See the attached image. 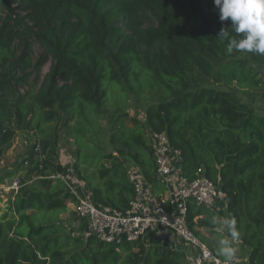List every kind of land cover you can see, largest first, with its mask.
<instances>
[{"label":"trees","instance_id":"trees-1","mask_svg":"<svg viewBox=\"0 0 264 264\" xmlns=\"http://www.w3.org/2000/svg\"><path fill=\"white\" fill-rule=\"evenodd\" d=\"M7 1L4 7L13 15ZM22 1L54 63L30 94L17 90L20 79L13 78L16 85L0 79V92L10 98L0 96L2 122L14 116L16 131L31 135L61 117L77 146L74 173L91 201L120 212L131 207L137 191L127 160L152 194L164 198L149 134L167 132L171 147L181 152L183 176H205L227 198L226 211L188 200V227L217 254L220 233L209 220L234 216L237 240L250 250L249 264H264V116L237 94H264V55L225 53L227 41L218 37L231 20L220 21L214 0ZM4 11L0 7V22ZM10 23L23 30H11ZM28 33L17 17H8L0 29V61L12 53L13 36L28 39ZM112 92L153 103L145 123L119 110L111 113L114 153L100 155L98 121L109 114ZM8 202V214L0 217V264H185L155 234L106 241L87 235L84 220H63L78 199L62 179L21 184Z\"/></svg>","mask_w":264,"mask_h":264},{"label":"rangeland","instance_id":"rangeland-1","mask_svg":"<svg viewBox=\"0 0 264 264\" xmlns=\"http://www.w3.org/2000/svg\"><path fill=\"white\" fill-rule=\"evenodd\" d=\"M5 4L12 10L13 15H10L0 0V7L5 10L1 16L0 29L8 17H17L29 28V38L13 36L12 53L8 58L0 61V79L16 85L17 82L13 79L16 77L20 79L19 85H16L17 90L22 95L30 94L38 84L45 81L54 61L42 50L37 37L41 33V28L38 22L32 19L31 11L23 6V1L8 0ZM9 27L13 31L23 30V27L14 23H10ZM38 66L40 69L37 71ZM25 67L27 69L23 71ZM237 94L242 101L253 105L258 114H264V94L259 90L251 89L246 93L237 90ZM0 96L10 102V98L3 92H0ZM152 103L151 100L139 99L133 94L123 97L117 92H112L106 107L109 114L98 121L99 133L104 137L100 155H106L112 150L110 137L113 125L110 123V114L119 110L118 112L128 113L145 123V111ZM61 120L62 118L59 117L58 122L44 125L41 132L22 135L16 131L14 116L9 122L3 123L0 114V217L9 212L8 200L15 195L10 189L13 181L21 180V184L38 185V180L53 178L59 168L64 169L68 166L72 167L71 174H75L73 165L77 157V146L75 140L63 128ZM127 161L131 177L135 178L134 169L137 167ZM19 168H22V171L19 172ZM13 173L16 175L12 176ZM164 249L171 251L167 246Z\"/></svg>","mask_w":264,"mask_h":264},{"label":"built area","instance_id":"built-area-1","mask_svg":"<svg viewBox=\"0 0 264 264\" xmlns=\"http://www.w3.org/2000/svg\"><path fill=\"white\" fill-rule=\"evenodd\" d=\"M149 138L155 171L166 187L161 200L152 194L150 186L137 173L132 178L137 191L131 200V207L125 212L97 207L85 190L84 182L75 174H71L69 180L61 175L54 178L62 179L67 189L78 199L76 215L87 222V235L106 241H125L146 239L150 234H155L164 247L181 253L180 258L187 264H223V258L188 227L186 203L193 200L198 205L210 207L215 200L223 199L225 195L220 187L205 176L193 181L183 176L181 152L171 147L167 132H150ZM20 187V180H16L10 189L17 194ZM178 242L183 249L179 250Z\"/></svg>","mask_w":264,"mask_h":264},{"label":"clouds","instance_id":"clouds-1","mask_svg":"<svg viewBox=\"0 0 264 264\" xmlns=\"http://www.w3.org/2000/svg\"><path fill=\"white\" fill-rule=\"evenodd\" d=\"M214 4L221 22L231 20V28L223 27L218 37L222 42L227 41L225 53L264 55V0H214ZM209 223L220 233L216 252L223 258V264H234L238 253L234 242L239 237L236 218L213 215Z\"/></svg>","mask_w":264,"mask_h":264},{"label":"crops","instance_id":"crops-1","mask_svg":"<svg viewBox=\"0 0 264 264\" xmlns=\"http://www.w3.org/2000/svg\"><path fill=\"white\" fill-rule=\"evenodd\" d=\"M260 115L264 116L263 113H261ZM134 171H135V173L141 175L140 170L138 168H135ZM71 172H72V167L68 166L67 168L63 169L62 173H59V172L55 173L53 175V178L58 176V175H61L63 178L69 180L71 177ZM220 190H221V188H220ZM210 208L214 211H226L227 210V198L223 197V199L215 200L214 203L212 204V206H210ZM76 211H77V206H75L73 204H69L68 205V213L64 214L62 216V219L65 221L76 220L78 218L77 215H70V213H72V212L76 214ZM225 234H227V233H225ZM178 244H179L178 245L179 250L183 249V246L179 242H178ZM234 246L238 248L237 257H236V260L234 262L236 264H242V263L249 264L250 250L247 247L243 246L239 240L238 241L236 240L234 242ZM177 254L179 256H181L180 255L181 253H177ZM185 264H187V263H185Z\"/></svg>","mask_w":264,"mask_h":264},{"label":"water","instance_id":"water-1","mask_svg":"<svg viewBox=\"0 0 264 264\" xmlns=\"http://www.w3.org/2000/svg\"><path fill=\"white\" fill-rule=\"evenodd\" d=\"M110 153H111V154H112V153H114V150H111V152H110ZM237 241H238V240H237Z\"/></svg>","mask_w":264,"mask_h":264}]
</instances>
